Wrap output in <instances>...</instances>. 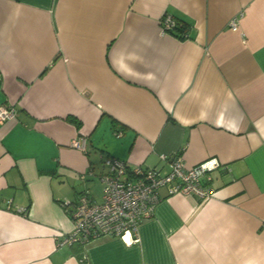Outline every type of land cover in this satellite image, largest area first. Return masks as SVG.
Listing matches in <instances>:
<instances>
[{
  "label": "crops",
  "instance_id": "obj_1",
  "mask_svg": "<svg viewBox=\"0 0 264 264\" xmlns=\"http://www.w3.org/2000/svg\"><path fill=\"white\" fill-rule=\"evenodd\" d=\"M2 104L0 264H264V0H0ZM176 156L219 162L209 198L162 188L136 233L57 244L107 158Z\"/></svg>",
  "mask_w": 264,
  "mask_h": 264
},
{
  "label": "built area",
  "instance_id": "obj_2",
  "mask_svg": "<svg viewBox=\"0 0 264 264\" xmlns=\"http://www.w3.org/2000/svg\"><path fill=\"white\" fill-rule=\"evenodd\" d=\"M172 26V17L165 15L161 19V31L166 33ZM231 27L237 28L236 19L231 20ZM15 114L13 105H0V122L13 119ZM71 146L84 150L85 137L73 139ZM105 164L109 170L101 176V201L91 200L86 193L77 196L71 212L73 229L58 239L59 246L86 245L104 235L136 233L140 223L152 215L162 188H166L168 194L183 193L204 201L212 195L213 188L203 181L209 180L208 173L219 166L212 158L186 168L180 156L173 158L167 172L158 167L131 166L114 157L107 158ZM18 211L25 213L26 208L20 207Z\"/></svg>",
  "mask_w": 264,
  "mask_h": 264
},
{
  "label": "trees",
  "instance_id": "obj_3",
  "mask_svg": "<svg viewBox=\"0 0 264 264\" xmlns=\"http://www.w3.org/2000/svg\"><path fill=\"white\" fill-rule=\"evenodd\" d=\"M170 16L173 19V26L167 30V33L180 39L187 38L189 36L191 24L183 18L175 17L173 15ZM79 245L83 246V244Z\"/></svg>",
  "mask_w": 264,
  "mask_h": 264
},
{
  "label": "rangeland",
  "instance_id": "obj_4",
  "mask_svg": "<svg viewBox=\"0 0 264 264\" xmlns=\"http://www.w3.org/2000/svg\"><path fill=\"white\" fill-rule=\"evenodd\" d=\"M94 192L96 193V195H100L101 187L96 186L95 189H94Z\"/></svg>",
  "mask_w": 264,
  "mask_h": 264
}]
</instances>
